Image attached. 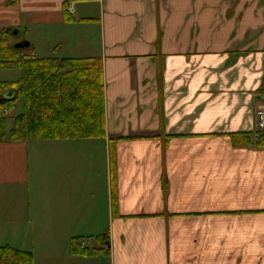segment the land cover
I'll list each match as a JSON object with an SVG mask.
<instances>
[{
  "label": "crops",
  "instance_id": "0c3cea01",
  "mask_svg": "<svg viewBox=\"0 0 264 264\" xmlns=\"http://www.w3.org/2000/svg\"><path fill=\"white\" fill-rule=\"evenodd\" d=\"M16 1L25 26L101 60L105 138L0 144V247L34 264H264V0ZM75 238L94 254H71Z\"/></svg>",
  "mask_w": 264,
  "mask_h": 264
},
{
  "label": "trees",
  "instance_id": "16d2710c",
  "mask_svg": "<svg viewBox=\"0 0 264 264\" xmlns=\"http://www.w3.org/2000/svg\"><path fill=\"white\" fill-rule=\"evenodd\" d=\"M64 18L74 21L65 7ZM80 21H88L81 19ZM17 30V35H21ZM12 30L0 31V70L21 69L19 81L0 82V144L6 141V113L20 97L24 98V113L14 118L8 141H79L105 138L104 88L102 63L97 57L37 58L17 50L12 42ZM25 41V40H23ZM7 93L12 96L7 98ZM264 97V88L260 90ZM234 147L247 146L251 134H229ZM264 146V136L257 143ZM116 198L114 197V206ZM79 238L72 240L70 253L91 255L95 251L79 249ZM104 239V245H107ZM0 264H34L31 252L9 246L0 247Z\"/></svg>",
  "mask_w": 264,
  "mask_h": 264
},
{
  "label": "rangeland",
  "instance_id": "374dc122",
  "mask_svg": "<svg viewBox=\"0 0 264 264\" xmlns=\"http://www.w3.org/2000/svg\"><path fill=\"white\" fill-rule=\"evenodd\" d=\"M81 18L78 17L77 20ZM81 20V19H79ZM25 16L20 14L19 4L15 0H0V31L11 29L12 31H17V25H22L21 35H16L12 40L13 43L19 41H27L32 44L33 48H30L27 51H24L27 55H34L37 58L44 57H73V58H83V57H74L76 55L75 50L71 44L67 43L68 36L70 33H65L59 31L62 35V39L59 41V35L57 29L52 28H40L33 29L27 27L24 24ZM27 32H26V30ZM89 44L88 48L93 50H98V41L93 34L89 32ZM76 34H73V38L76 39ZM61 44L60 49H56V45ZM23 76V71L21 69L16 70H0V82H15L19 81ZM24 113V98L20 97L16 102L14 108L6 113L5 119V137L8 141L9 134L13 128L14 118L20 114ZM29 142H40V141H29ZM55 142V141H53ZM61 142V141H59ZM26 143V142H25Z\"/></svg>",
  "mask_w": 264,
  "mask_h": 264
},
{
  "label": "built area",
  "instance_id": "2783aa9c",
  "mask_svg": "<svg viewBox=\"0 0 264 264\" xmlns=\"http://www.w3.org/2000/svg\"><path fill=\"white\" fill-rule=\"evenodd\" d=\"M68 11L71 12L72 8L69 7ZM257 130H258V135L256 136V139H259L262 133L264 132V113L262 112L260 115V118L257 122Z\"/></svg>",
  "mask_w": 264,
  "mask_h": 264
},
{
  "label": "water",
  "instance_id": "95a60500",
  "mask_svg": "<svg viewBox=\"0 0 264 264\" xmlns=\"http://www.w3.org/2000/svg\"><path fill=\"white\" fill-rule=\"evenodd\" d=\"M12 34L16 36L17 35V31H13ZM13 47L15 49H17V50L28 49L30 47V42L21 41V42H18L16 44H14ZM6 97L7 98L11 97V93H7Z\"/></svg>",
  "mask_w": 264,
  "mask_h": 264
}]
</instances>
